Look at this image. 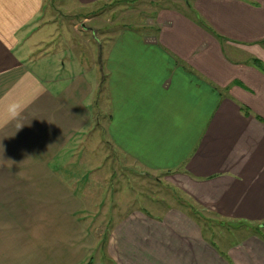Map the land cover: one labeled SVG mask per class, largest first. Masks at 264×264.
I'll use <instances>...</instances> for the list:
<instances>
[{"label":"crops","instance_id":"crops-1","mask_svg":"<svg viewBox=\"0 0 264 264\" xmlns=\"http://www.w3.org/2000/svg\"><path fill=\"white\" fill-rule=\"evenodd\" d=\"M181 2L122 30L93 65L72 51L30 58L50 27L44 0H0V104L25 105L20 130L0 126V264L92 262L80 170L64 161L102 80L118 153L262 230L220 247L183 209H135L106 241L112 264H264V0Z\"/></svg>","mask_w":264,"mask_h":264},{"label":"rangeland","instance_id":"rangeland-1","mask_svg":"<svg viewBox=\"0 0 264 264\" xmlns=\"http://www.w3.org/2000/svg\"><path fill=\"white\" fill-rule=\"evenodd\" d=\"M181 5V0H99L88 6L74 0H44L42 21L50 27L44 26L38 33H45V39L31 49L30 58L48 50H63L94 65L101 58L103 46L122 30L144 28L158 8ZM92 94L97 110L92 114L91 128L74 138L71 158L64 161L66 166L80 170L79 174L76 171V183L81 186L79 193L87 207L86 214H81L94 243L90 264H112L105 252L106 241L115 221L135 209L156 214L170 208L183 209L220 247L249 233L262 232L256 224L230 221L199 207L175 185L169 172L145 170L118 153L105 135L107 93L100 88Z\"/></svg>","mask_w":264,"mask_h":264},{"label":"clouds","instance_id":"clouds-1","mask_svg":"<svg viewBox=\"0 0 264 264\" xmlns=\"http://www.w3.org/2000/svg\"><path fill=\"white\" fill-rule=\"evenodd\" d=\"M25 105L16 100H6L0 104V126L13 124L16 131L20 130L24 125L23 112Z\"/></svg>","mask_w":264,"mask_h":264},{"label":"trees","instance_id":"trees-1","mask_svg":"<svg viewBox=\"0 0 264 264\" xmlns=\"http://www.w3.org/2000/svg\"><path fill=\"white\" fill-rule=\"evenodd\" d=\"M98 63H99V62H98ZM102 82H103V80L101 81V87L99 86L98 91H100V88H103V86H102ZM103 89H104V88H103ZM94 100H95V99H94ZM92 107H93V114H95V112H96V110H97V103L93 101V103H92ZM94 119H95V118H94ZM96 123H97V118H96Z\"/></svg>","mask_w":264,"mask_h":264}]
</instances>
